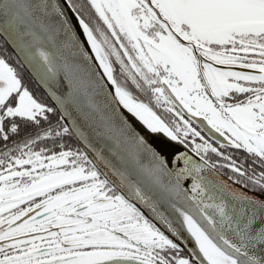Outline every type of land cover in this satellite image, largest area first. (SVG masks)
I'll list each match as a JSON object with an SVG mask.
<instances>
[{
	"label": "snow or ice",
	"instance_id": "1",
	"mask_svg": "<svg viewBox=\"0 0 264 264\" xmlns=\"http://www.w3.org/2000/svg\"><path fill=\"white\" fill-rule=\"evenodd\" d=\"M0 264H264V0H0Z\"/></svg>",
	"mask_w": 264,
	"mask_h": 264
}]
</instances>
